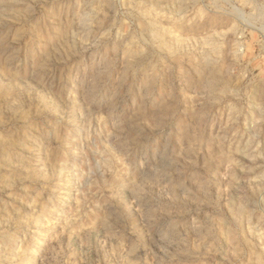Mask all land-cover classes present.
Segmentation results:
<instances>
[{
    "label": "rangeland",
    "instance_id": "rangeland-1",
    "mask_svg": "<svg viewBox=\"0 0 264 264\" xmlns=\"http://www.w3.org/2000/svg\"><path fill=\"white\" fill-rule=\"evenodd\" d=\"M0 264H264V0H0Z\"/></svg>",
    "mask_w": 264,
    "mask_h": 264
}]
</instances>
